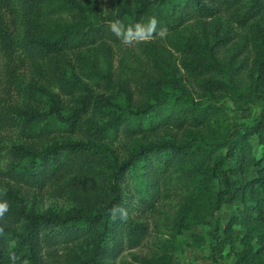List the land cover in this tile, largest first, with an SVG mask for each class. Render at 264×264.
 <instances>
[{"label":"trees","instance_id":"16d2710c","mask_svg":"<svg viewBox=\"0 0 264 264\" xmlns=\"http://www.w3.org/2000/svg\"><path fill=\"white\" fill-rule=\"evenodd\" d=\"M2 7L13 8L9 0H0ZM15 9L24 25L21 39H14L0 18V43L8 58L15 46L22 48L39 73H52L53 84L73 105H67L59 94L38 87L31 95L36 100L44 98L48 108L12 105L8 112H0V131L18 124L29 142L14 146L12 162L5 171L0 167V203H7V210L0 214V264H125L118 262L119 257L126 249L138 248L149 230L147 224L132 217L131 211L137 207L143 212L154 209L157 198L171 183L184 192L183 201L190 214L181 219L184 226L203 223L221 209L224 201L238 200L250 208L249 217L258 228L245 224L247 232L240 238L238 263L264 264V116L250 128L227 132L223 137L210 136L202 143L157 140L140 144L121 162L110 148L91 141L38 148L54 133H75L82 128L83 117L91 108L107 109L106 113L112 114L102 129L106 136L117 139L122 135L130 144L161 127L182 129L187 124L200 127L211 123V111L188 112L181 107L187 100L184 95L167 90L163 65L173 77L175 73L170 60L158 54L154 58L156 76L147 74L142 84L153 102L142 111H130L94 94L79 72L92 67L101 72L99 51L109 53L105 42L114 38L115 30L126 40L156 37L179 30L192 19L221 14L252 31L255 46L264 53V0H118L115 11L108 15L102 13L99 0H20ZM53 15L66 20L56 22ZM178 48L194 60L184 67L201 71L198 60L204 51L193 45ZM206 53L215 68L227 69L216 59L215 47ZM254 70L253 92L264 103V57L256 62ZM214 85L239 93V87L231 82L207 81L206 86ZM126 97L131 104V94ZM93 135L97 137L96 132ZM254 136L262 146L259 159L250 158L249 140ZM222 149H226L224 155ZM251 167L257 168V175H250ZM4 174L15 185L51 187L86 209L67 214L38 213L28 208L18 191H4ZM241 175H245L243 180H232ZM220 176L223 189L217 185ZM129 179L133 184L124 194L123 184ZM231 231L232 225L228 226V233Z\"/></svg>","mask_w":264,"mask_h":264},{"label":"rangeland","instance_id":"374dc122","mask_svg":"<svg viewBox=\"0 0 264 264\" xmlns=\"http://www.w3.org/2000/svg\"><path fill=\"white\" fill-rule=\"evenodd\" d=\"M13 8L2 7L0 18L14 39L24 35V25L19 11L15 9L20 0H9ZM118 0H99V7L104 15L115 11ZM54 21H64L60 16L53 15ZM67 17V16H65ZM50 22V25H53ZM112 27V26H111ZM254 33L238 26L226 14L208 19H192L176 31L164 32L156 37L134 36L130 40L123 39L120 31L115 30L114 38L105 42L109 53L99 51L98 60L101 72L96 68H88L79 72L76 59L72 63L77 67L80 78L89 84L93 93L108 98L122 108L130 111H142L152 98L142 90V84L147 74L153 73L154 58L170 60L175 76L168 71L164 64V79L168 84L167 90L179 93L187 99L181 103L188 112L211 111V123L200 127L185 125L184 128L161 127L152 135H144L135 139L133 144L119 135L116 138L106 136L102 131L108 124L112 114L107 109L94 110L84 115L83 126L75 133L60 131L44 139L38 148L46 149L60 143L83 141L98 143L113 151L114 157L121 162L131 155L140 144H148L159 140H175L179 143L196 141L202 143L205 139L223 137L227 132L235 133L252 127L264 116V103L258 100L253 92L252 83L256 71V62L264 57V53L255 46L252 40ZM264 44V38L262 39ZM193 45L204 51L200 55L201 71L188 70L186 63H192L188 55L178 47ZM264 46V45H263ZM215 47L216 59L227 69H217L209 63L206 51ZM11 58H8L0 43V112H8L10 106L30 105L35 108L47 107L44 98L33 97L31 93L38 87L47 88L59 94L67 105H73L53 84L52 73H39L34 65L26 58L22 48L14 47ZM239 68L240 70H236ZM237 71L232 74V71ZM232 72V73H231ZM232 77V78H231ZM231 78V79H230ZM231 82L239 87V93L228 87L206 86L207 81ZM216 83V82H213ZM132 96L131 104L126 94ZM193 107L192 108V105ZM208 122V121H207ZM97 133V137L93 135ZM150 134V132H148ZM215 140V139H214ZM210 140V141H214ZM18 124L5 126L0 131V160L1 170L5 171L13 160L12 148L27 144ZM250 158L259 159L262 146L258 137L249 140ZM222 155L226 149L220 151ZM249 155V154H248ZM232 163H230L231 165ZM250 175H257V168H250ZM218 180V187L223 189V177ZM245 175L232 177V180H243ZM132 179L123 184L124 194L129 191ZM4 191H18L24 197L28 208L38 213L67 214L78 209H86L85 205L71 199L68 195L61 196L51 187L45 189H30L26 186L15 185L6 174L1 176ZM184 192L176 189L171 183L157 198L154 209L143 212L138 207L131 211L136 221L148 225V235L136 249L125 250L118 262L129 264H239L237 253L242 246L240 238L247 232L245 224L258 228V224L249 216L247 209L240 201L228 200L222 203L221 209L214 216L208 217L203 223L189 222L180 224L181 219L190 215L183 201ZM244 214L242 215V213ZM189 221H194L190 219ZM232 221H235L232 223ZM254 221V222H253ZM232 231L228 233V226ZM13 245V243H11Z\"/></svg>","mask_w":264,"mask_h":264},{"label":"clouds","instance_id":"9594fccd","mask_svg":"<svg viewBox=\"0 0 264 264\" xmlns=\"http://www.w3.org/2000/svg\"><path fill=\"white\" fill-rule=\"evenodd\" d=\"M6 210H7V203L6 202L0 203V214H2L3 211Z\"/></svg>","mask_w":264,"mask_h":264}]
</instances>
